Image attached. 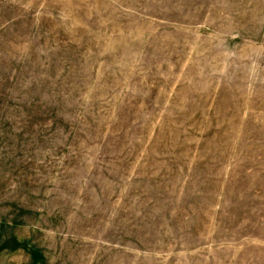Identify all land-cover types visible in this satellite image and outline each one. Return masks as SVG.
<instances>
[{
    "label": "rangeland",
    "instance_id": "rangeland-1",
    "mask_svg": "<svg viewBox=\"0 0 264 264\" xmlns=\"http://www.w3.org/2000/svg\"><path fill=\"white\" fill-rule=\"evenodd\" d=\"M0 264H264V0H0Z\"/></svg>",
    "mask_w": 264,
    "mask_h": 264
}]
</instances>
